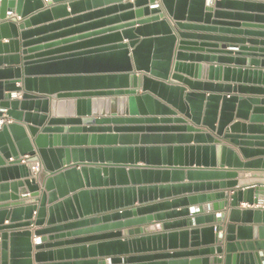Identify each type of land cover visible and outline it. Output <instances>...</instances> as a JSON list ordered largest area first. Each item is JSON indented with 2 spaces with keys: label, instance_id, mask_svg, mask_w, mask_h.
Segmentation results:
<instances>
[{
  "label": "water",
  "instance_id": "water-1",
  "mask_svg": "<svg viewBox=\"0 0 264 264\" xmlns=\"http://www.w3.org/2000/svg\"><path fill=\"white\" fill-rule=\"evenodd\" d=\"M130 1L0 0V50L11 52L0 61L16 67L0 70L7 79L0 82V121H13L0 126V178L17 181L0 186V264H264V187L237 189L239 173L264 172V159L241 162L228 146L246 159L264 157V126L254 124L256 117L249 126L232 123L234 112L248 121L251 105L264 100L202 82L203 73L230 71L200 64L264 59V41L256 40L264 38V4ZM226 32L240 37L216 35ZM50 100L73 106L75 116L50 117ZM102 104L108 110L99 116ZM88 142L108 146L60 148ZM214 153L222 164L210 167ZM56 156L60 163L51 164ZM200 157L205 166L192 164ZM184 175L228 181L220 184L227 191L146 200L171 188L151 183ZM242 202L262 209L240 211ZM180 217L189 218V228L149 234L148 226L166 228ZM126 230L136 236L125 238ZM33 235L40 238L34 248ZM79 253L91 258L62 259Z\"/></svg>",
  "mask_w": 264,
  "mask_h": 264
},
{
  "label": "crops",
  "instance_id": "crops-1",
  "mask_svg": "<svg viewBox=\"0 0 264 264\" xmlns=\"http://www.w3.org/2000/svg\"><path fill=\"white\" fill-rule=\"evenodd\" d=\"M238 1H242V2H251V3H255V4H264V1H243V0H238ZM134 0H131L130 3H133ZM153 8V7H151ZM70 12V9H69ZM229 12H246V10L244 9H232ZM15 16L12 15L9 18H14ZM17 20H19L17 18ZM165 20L168 22L169 26L173 27L174 22L165 14ZM224 29V28H223ZM227 30V29H225ZM255 32V31H254ZM212 34V33H211ZM214 35V34H213ZM216 35L218 36H223L226 38H233V37H240L239 34H234L232 32L230 33H217ZM250 38V37H249ZM256 40H262L264 41V38L261 37H256ZM8 41L7 40H2L1 44H6ZM127 42V41H125ZM250 45H247V47H249ZM3 47V46H2ZM231 50V49H230ZM11 52L10 50H6L4 47L1 48L0 50V58H5L7 56H10ZM243 61H240V63H236V62H232V63H228V62H219V61H211V60H206L201 62L200 64L203 66H207V67H215V66H220L223 69H229L230 73H225V72H221L220 74L216 75L215 74H209V73H203V81L204 83H210V84H220L223 86H231V87H238V88H242V90H238L237 93H232L230 96H234V97H238V98H243V99H255V100H264V59L262 58H254V60H256V63H250V60L252 58L249 57H241L240 58ZM10 68H16L15 66H11L7 61H0V70H7ZM4 77H0V82H5ZM17 87L20 88H24L23 84L18 83ZM187 88V87H186ZM187 90L189 91V89L187 88ZM22 93H18L14 95V98L16 100H21L22 99ZM200 93V92H199ZM207 93V92H206ZM8 94V93H6ZM221 94V93H220ZM221 96H228V94L226 93H222ZM238 106V104H237ZM238 108V107H237ZM48 109H49V116L50 117H54V118H73L75 116L74 113V107L71 105H65L63 103L60 102H56L54 100H50V103L48 105ZM36 110V108H34V111ZM107 110L105 105L102 104V108L100 109V112L98 113L99 116L101 115H105L107 114ZM255 110L257 112H255ZM264 105L263 104H258V105H251V111H249L248 113V121H244L243 118L245 117H239V115H237L236 112L233 113L234 116V120H233V124H235L236 122H239L241 124H244L245 126H249L251 124L252 118L256 117V120L254 121L255 125H260V126H264ZM33 111V112H34ZM112 111V110H111ZM4 120L0 121V123L2 125H8L11 124L13 121H11L10 119H7L4 116ZM263 118V119H261ZM24 126V125H23ZM25 128V127H24ZM28 138L30 139V141L32 142V138L30 136V134L28 133V131H26ZM249 132H247L248 134ZM251 133V132H250ZM255 134V133H254ZM108 144V143H107ZM106 144H101L99 142L93 143V142H88V143H78V144H73V145H60L61 149H100V148H106ZM228 146L233 150V152L235 153V155L237 156V159L241 162H249L252 160H258V159H264V157H262L263 155L259 154V153H255L250 155V157H248L249 159H246V157L239 151V149L235 146L229 145ZM258 149V148H255ZM28 158L25 157L23 158V162L22 164H24V160ZM188 159V158H187ZM202 157H200V160H198L197 158L194 159V162L192 164L195 165H199V166H205L206 164L203 163L202 161ZM222 157H220V155L214 153L211 155V157L209 158V162L207 165L210 167H215L218 166L222 163L221 162ZM12 160V159H11ZM61 158L59 157H54V158H50V162L51 164L56 163H60ZM95 160L92 159V162H94ZM97 161L99 162L100 159H97ZM162 161L159 162H154V163H150L155 167H158L159 165H162L163 162ZM100 164V163H99ZM191 164V163H190ZM225 166H228L229 163L227 162V160L224 163ZM48 176L47 173H43L41 178L38 179V185H42L46 179V177ZM190 180L192 182H190ZM160 181V180H159ZM13 182H17L14 181L12 178L7 177V178H0V186L4 185V184H11ZM155 182V181H153ZM226 182L228 181H220V180H216V179H204L201 180V178H193L190 179L187 175H184L183 178H174V177H169V179L167 181H160L159 183H151V184H159L160 185H165V186H171V188L166 191V192H158L155 194H148L147 195V201L149 203H155V202H161V201H165V200H172V199H176V198H188V197H192L195 196L197 193L198 194H214V193H218V192H226L227 189H222V186H220V184H226ZM238 182H239V187L237 189H244V188H248V187H264V172H240L239 173V178H238ZM197 185L200 186L201 184L204 185L203 188H191V189H185V188H173V186H185V185ZM216 184H219L216 185ZM21 191L23 192V189H21ZM8 194H11V192H8ZM228 194L231 195L232 191L228 190ZM219 204V203H218ZM205 207L207 206H212L210 204H206L204 205ZM197 207H194L193 205H188L187 209H190L191 212L196 211ZM245 209H262V207H249L247 205V203H240L238 210L243 211ZM264 209V207H263ZM230 210V207L228 206L225 211L228 213V211ZM176 211H179L176 210ZM210 213H205L204 216L209 215ZM36 216V213H34V217ZM219 216V214H218ZM189 218H177L174 219L173 222H169L166 228H163L162 224L159 223H155L154 225H150L148 226L149 229V234L153 233V234H163V233H170V232H179L181 230H185V228L188 226H185L186 224H183L184 220H188ZM227 219H228V214H227ZM167 223V222H166ZM9 222H6L5 225H8ZM188 224V223H187ZM241 226H246V227H255L254 224L252 225H241ZM44 228V227H43ZM189 228V226L187 227ZM39 228H35L32 227L31 231L34 232L36 230H38ZM222 234V233H221ZM136 235L131 236L130 231L126 230L124 231V237L125 238H134ZM40 238L36 237V235L32 236V246L33 248L38 245ZM158 248H162V249H170L169 245H161L160 247L157 245ZM136 250H141L143 251L144 249H136ZM146 250H149L148 247H146ZM51 250H47L45 252H50ZM34 254H36V251L34 250ZM113 254V253H112ZM89 258H91V255H89V253H79L76 255H64L62 257L64 262H73V261H86ZM100 261H102L103 259H99ZM172 261H178V260H167V262H172ZM158 263L156 262H153Z\"/></svg>",
  "mask_w": 264,
  "mask_h": 264
},
{
  "label": "built area",
  "instance_id": "built-area-1",
  "mask_svg": "<svg viewBox=\"0 0 264 264\" xmlns=\"http://www.w3.org/2000/svg\"><path fill=\"white\" fill-rule=\"evenodd\" d=\"M39 168H40L39 163H35V165L33 166V171L35 174H37L39 172Z\"/></svg>",
  "mask_w": 264,
  "mask_h": 264
},
{
  "label": "bare ground",
  "instance_id": "bare-ground-1",
  "mask_svg": "<svg viewBox=\"0 0 264 264\" xmlns=\"http://www.w3.org/2000/svg\"><path fill=\"white\" fill-rule=\"evenodd\" d=\"M14 18H16V19H17V17H16V16H15ZM18 19H19V18H18ZM19 20H20V19H19ZM19 20H18V21H19ZM0 126H2V124H1V123H0Z\"/></svg>",
  "mask_w": 264,
  "mask_h": 264
}]
</instances>
